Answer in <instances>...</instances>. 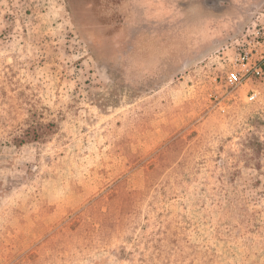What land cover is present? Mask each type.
<instances>
[{
	"label": "rangeland",
	"instance_id": "obj_1",
	"mask_svg": "<svg viewBox=\"0 0 264 264\" xmlns=\"http://www.w3.org/2000/svg\"><path fill=\"white\" fill-rule=\"evenodd\" d=\"M263 10L0 0V264H264V80H221Z\"/></svg>",
	"mask_w": 264,
	"mask_h": 264
},
{
	"label": "built area",
	"instance_id": "obj_2",
	"mask_svg": "<svg viewBox=\"0 0 264 264\" xmlns=\"http://www.w3.org/2000/svg\"><path fill=\"white\" fill-rule=\"evenodd\" d=\"M259 12L254 14L256 22L245 27L227 46L229 52L225 54L221 80L229 90L247 82L264 80V10ZM257 96L253 90L247 99L252 101Z\"/></svg>",
	"mask_w": 264,
	"mask_h": 264
},
{
	"label": "trees",
	"instance_id": "obj_3",
	"mask_svg": "<svg viewBox=\"0 0 264 264\" xmlns=\"http://www.w3.org/2000/svg\"><path fill=\"white\" fill-rule=\"evenodd\" d=\"M37 134V129L36 128H32V131L31 130H26V135H30V136H33V135H36ZM24 142V139L18 141V143H23Z\"/></svg>",
	"mask_w": 264,
	"mask_h": 264
}]
</instances>
